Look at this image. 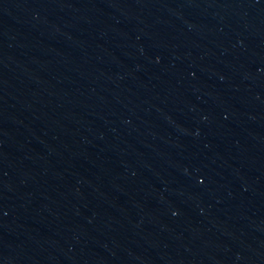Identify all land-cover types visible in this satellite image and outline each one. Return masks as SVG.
<instances>
[{"label": "water", "instance_id": "water-1", "mask_svg": "<svg viewBox=\"0 0 264 264\" xmlns=\"http://www.w3.org/2000/svg\"><path fill=\"white\" fill-rule=\"evenodd\" d=\"M0 264H264V0H0Z\"/></svg>", "mask_w": 264, "mask_h": 264}]
</instances>
